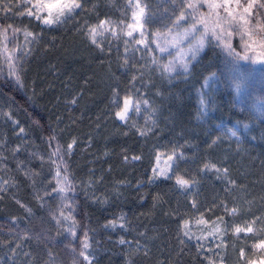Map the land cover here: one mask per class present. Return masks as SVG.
<instances>
[{
	"label": "trees",
	"instance_id": "trees-1",
	"mask_svg": "<svg viewBox=\"0 0 264 264\" xmlns=\"http://www.w3.org/2000/svg\"><path fill=\"white\" fill-rule=\"evenodd\" d=\"M141 1L152 34L194 23L189 0ZM78 2L49 25L31 2L0 0V264H249L264 242V68L210 39L168 75L152 44L125 34L92 43L102 21L129 23L126 0ZM259 3L246 18L257 43L242 22L227 37L244 55L245 44L264 52ZM126 98L147 101L140 125L118 122ZM220 123L250 127L252 140Z\"/></svg>",
	"mask_w": 264,
	"mask_h": 264
},
{
	"label": "rangeland",
	"instance_id": "rangeland-1",
	"mask_svg": "<svg viewBox=\"0 0 264 264\" xmlns=\"http://www.w3.org/2000/svg\"><path fill=\"white\" fill-rule=\"evenodd\" d=\"M31 2L32 4V12L36 17H40V19H44L48 15V9H41L40 4L41 3H47L48 0H26ZM79 1V0H78ZM127 7L130 11V21L127 25H121L114 23L112 21H106L105 27L108 28V31H103V29L99 28L98 26L96 29L97 32H103L102 35L96 36V41L99 43L101 40H103L106 37L112 36L115 38H118L119 36L125 34V36L129 39V41L137 47H143L147 48L150 44L154 46V49L156 51V54L158 55V59L155 60V62L159 65V67L163 70L166 65L172 66L171 71H165L168 75L177 74L178 72L187 71L190 66V62L199 56L205 49L208 41L210 39H214L220 43L224 51L233 59H235L237 62L245 65H251L255 68H264V62H262V59L260 55L258 54H248L249 57L256 58V62L254 63L252 59H242L241 57L244 56V54L240 53V56H236L235 53L229 54L230 50L225 47L228 43V35L230 33L231 27L236 25L238 22L234 21L232 19V16H229L228 13L232 12L234 16L238 17L241 13H243V8L236 4V0H229V2L225 3V0H203V2L198 3V10L194 11L191 9L193 22L196 23L198 31L191 33L188 37H184V30H173L171 27H165L161 31L152 34L150 31H148L145 28V19H141L140 24L143 25V27L140 26V24H137L136 19L134 18V14L139 13V8L137 7V4L140 5V7H144V4L141 0H126ZM191 2L197 3V0H191ZM208 2L219 4L220 7L216 8H209ZM250 0L247 1V4H243L242 0H240V5L247 6ZM202 6V7H201ZM145 15H146V8H145ZM247 14H245V18H247ZM61 18V17H60ZM203 19L209 29L208 36L205 39L204 46L202 49H200L199 52L196 53V55L193 57L192 53L189 51L190 45H194L196 42V39H198L201 35V33L204 31V25L200 24L199 21ZM60 21V20H59ZM132 27H129V26ZM191 29V28H190ZM212 31H215L217 36H219V39H217L215 36L212 35ZM128 32H131L132 35L129 36ZM92 41V40H91ZM95 43V44H97ZM161 48H164L165 51H161ZM236 51V50H235ZM237 52V51H236ZM239 53V52H238ZM185 65L187 66L185 68ZM203 101H202V110H200L201 120H206L208 113V107L206 103V94L202 93L201 95ZM133 107L130 109L128 118L126 120H120L118 117V122L122 124H128V123H134L137 125H140L142 123L141 117L144 115V113L148 112V110L145 107V103L138 101V100H132ZM139 104V111L137 112L135 110V105ZM136 113V114H132ZM149 113V112H148ZM148 119L145 118L143 125H147ZM216 129L219 130L221 133L225 134L232 140H241V139H247L252 140L250 137V127L248 126H229L225 123H220L216 126ZM235 132L236 135H232V133ZM182 157V154L180 152H174L173 154H167L165 157H162L159 160V163L156 168V174L159 176L165 175V172L171 168V166L174 164L175 159ZM236 232V230H235ZM249 233L245 230H242L240 232L236 233ZM261 243H258L255 246V250L259 253V255L251 260L249 264H262L264 262V247H258V245ZM85 255L89 257L87 262H91L93 260V256L88 252L84 251ZM223 264V263H219Z\"/></svg>",
	"mask_w": 264,
	"mask_h": 264
},
{
	"label": "snow or ice",
	"instance_id": "snow-or-ice-1",
	"mask_svg": "<svg viewBox=\"0 0 264 264\" xmlns=\"http://www.w3.org/2000/svg\"><path fill=\"white\" fill-rule=\"evenodd\" d=\"M200 2H203V0H197V3L191 2V0H189V2L187 3V8H190V9H193L194 11H196V10H198V3H200ZM227 2H229V0H225V3H227ZM257 2H258V0H250L248 5L245 7L243 5H240V0H236V4L243 8V13H241L239 15L238 20H237V17L232 14V12L228 13L229 16H232V19L234 21H237L238 23L242 22V27L244 28V32L246 34H248L249 40H252V30H250V28L248 27L250 24V21L245 18V14H247L248 16H251L252 15V9L257 4ZM40 7H41V9H45V8L48 9V15L46 18L43 19V23L51 25L53 23L59 22L61 16H64L65 14H71L75 9L80 8L81 4L78 2V0H48L47 3H41ZM137 7L139 8V13L134 14V18L136 19L137 24H140L141 19H145V21H146L147 17L145 15V8L140 7L139 4H137ZM208 7L209 8H216V7H220V5L208 2ZM259 8L264 9V3H259ZM28 14L32 15V12L29 11ZM185 18L186 17H185L184 12H181L180 15L177 17V20L175 21V23H178L179 21L184 20ZM37 19H40V17H37ZM106 23H107L106 21H102L98 27L103 29V31H108L109 29L105 27ZM199 23L204 25V31L201 33L200 37L198 39H196L195 44L190 45L189 51L192 53L193 57L196 55L197 52L200 51V49L203 48L205 39L207 38L208 32H209V29H208V27H207V25L203 19H201L199 21ZM140 26L143 27L142 24H140ZM129 27H132V26L130 25ZM196 31H198L196 23H193L191 29L185 30L184 37H188L191 33H194ZM261 31H264V28H261ZM102 34H103V32H97L96 28L91 29L90 30V39L92 40V43H94V44L97 43L96 36L102 35ZM231 34L232 33L230 32L229 35H231ZM29 35H31V34L29 33ZM128 35L131 36L132 33L128 32ZM212 35L215 36L217 39H219V36H217L215 31H212ZM252 43L255 44V43H257V41L252 40ZM259 46L261 49H264V39H261L259 41ZM225 47L230 50L229 54L235 53L236 56H240V53L236 52L235 49L232 48V45L230 43L226 44ZM251 47H252V44H245V49H246L245 55L242 56L241 58L245 59V60L252 59L253 62L255 63L256 58L249 57L247 55V49H249ZM161 51H165V49L161 48ZM260 56H261V58H264V52H261ZM262 62H264V59H262ZM186 67L187 66L185 65V68ZM164 70L165 71H171L172 70L171 64L166 65ZM144 103L147 104V101H144ZM132 107H133L132 100L130 98H126L124 100V104H123L122 109L116 113L117 117L122 121L126 120L128 118L129 111ZM135 110L137 112L140 110L138 103L135 105ZM232 135H236V133L233 132ZM69 147H71V145H69ZM208 167H209V165H205V168H208ZM210 167L215 169L216 165L212 164ZM217 171H219V169H217ZM224 171L226 172L227 169H225ZM57 175H59V173H57ZM176 182H177V184L184 186V187L189 185V181L186 179H183L181 177H178ZM232 211H233V213H235L236 209H233ZM61 215H63V213H61ZM242 230H245V229H241L239 227L236 228V232H240ZM246 231L252 232L253 228L251 226H248ZM121 243H123V241H121ZM83 247L85 249H87L89 247L87 242L84 243ZM258 247H264V242H261V244H259ZM79 255L82 256L84 258V260L89 259V257L87 255H85V253L83 251H81L79 253ZM262 264H264V262H262Z\"/></svg>",
	"mask_w": 264,
	"mask_h": 264
}]
</instances>
